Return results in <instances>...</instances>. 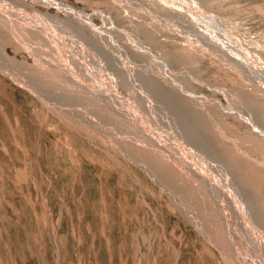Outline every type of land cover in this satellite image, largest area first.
Instances as JSON below:
<instances>
[{"label": "rangeland", "instance_id": "obj_1", "mask_svg": "<svg viewBox=\"0 0 264 264\" xmlns=\"http://www.w3.org/2000/svg\"><path fill=\"white\" fill-rule=\"evenodd\" d=\"M0 264H264V0H0Z\"/></svg>", "mask_w": 264, "mask_h": 264}]
</instances>
